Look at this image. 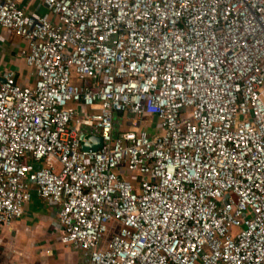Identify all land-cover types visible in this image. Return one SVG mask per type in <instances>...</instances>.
Wrapping results in <instances>:
<instances>
[{"label":"built area","instance_id":"1","mask_svg":"<svg viewBox=\"0 0 264 264\" xmlns=\"http://www.w3.org/2000/svg\"><path fill=\"white\" fill-rule=\"evenodd\" d=\"M43 3L0 0V226L36 190L85 264H264V0Z\"/></svg>","mask_w":264,"mask_h":264},{"label":"crops","instance_id":"2","mask_svg":"<svg viewBox=\"0 0 264 264\" xmlns=\"http://www.w3.org/2000/svg\"><path fill=\"white\" fill-rule=\"evenodd\" d=\"M21 5L27 16L54 18L43 0H22ZM23 47L22 38L0 28V69L13 70L21 85H31L35 76L20 55ZM149 118L153 117H146L142 125ZM134 120L129 114L122 115V129L132 128ZM58 210V205L45 201L34 190L23 217L11 226H0V264H85L83 251L61 241Z\"/></svg>","mask_w":264,"mask_h":264},{"label":"rangeland","instance_id":"3","mask_svg":"<svg viewBox=\"0 0 264 264\" xmlns=\"http://www.w3.org/2000/svg\"><path fill=\"white\" fill-rule=\"evenodd\" d=\"M142 128L146 129L151 136L160 133V131L162 130L158 118L156 117L146 119V121H144L142 125Z\"/></svg>","mask_w":264,"mask_h":264},{"label":"water","instance_id":"4","mask_svg":"<svg viewBox=\"0 0 264 264\" xmlns=\"http://www.w3.org/2000/svg\"><path fill=\"white\" fill-rule=\"evenodd\" d=\"M85 138H86L85 135H83L81 137V139L83 141L82 147H83L84 150H87V151L90 150V149L98 150L103 144V140H102L101 137L90 136L88 142L85 141Z\"/></svg>","mask_w":264,"mask_h":264}]
</instances>
